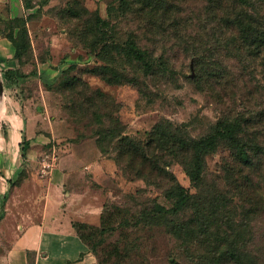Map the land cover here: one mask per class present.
Masks as SVG:
<instances>
[{
	"label": "rangeland",
	"instance_id": "obj_1",
	"mask_svg": "<svg viewBox=\"0 0 264 264\" xmlns=\"http://www.w3.org/2000/svg\"><path fill=\"white\" fill-rule=\"evenodd\" d=\"M23 4V17L5 6L0 16L18 49L14 69L0 65V116L5 88H27L40 117L66 119L55 126L65 135L34 153L26 137L13 148L18 127L0 125L1 162L17 153L21 167L36 169L69 151L60 164L111 165L98 177L100 225L78 227L99 264H264V52L240 51L225 26L239 0ZM245 9L264 29V0ZM131 37L151 69L113 44ZM44 99L47 109L36 111ZM237 119L240 144L220 141L195 187L185 164L193 140ZM243 145L250 166L236 157ZM178 185L193 195L182 208Z\"/></svg>",
	"mask_w": 264,
	"mask_h": 264
},
{
	"label": "crops",
	"instance_id": "obj_2",
	"mask_svg": "<svg viewBox=\"0 0 264 264\" xmlns=\"http://www.w3.org/2000/svg\"><path fill=\"white\" fill-rule=\"evenodd\" d=\"M3 6L12 18L25 15L23 0H0L1 17ZM15 57L13 42L0 29V65L14 69ZM23 90L12 86L3 91L0 125L18 127L13 148L26 137L37 153L42 144L65 135L60 136L55 126L63 127L66 119L53 124L46 112L40 117L33 110L32 92ZM35 108L47 109L45 99ZM59 155L48 168L21 167L17 153L10 165L0 160V264H99L75 224L100 225L104 197L98 177L100 170L107 176L111 165L105 161L94 166L62 165L61 157L68 160L73 153Z\"/></svg>",
	"mask_w": 264,
	"mask_h": 264
},
{
	"label": "trees",
	"instance_id": "obj_3",
	"mask_svg": "<svg viewBox=\"0 0 264 264\" xmlns=\"http://www.w3.org/2000/svg\"><path fill=\"white\" fill-rule=\"evenodd\" d=\"M212 1L213 0H211V2ZM239 2L242 4L243 9L235 11L229 17L225 18V26L236 34V37L234 35L232 36L239 41L241 45L240 51H243V48L247 50L252 48L255 51L264 52V29L261 26H258L257 20L252 11L249 9H245V6L248 4V0H239ZM216 13L218 12L215 11V14ZM7 38H9L11 42H14L13 38L8 36ZM13 44L14 46L16 45L15 43ZM113 44L115 45V47L126 48L129 55L134 56L138 61L145 63L148 69H151L153 67V61L150 60L146 52H144L137 45L134 38L131 37L126 41L122 40L121 42L120 40H115L113 41ZM17 50L18 49L16 48V54ZM203 63H205V61ZM94 93L101 94V91L100 89H97L96 91H94ZM75 109L77 111L75 114L81 115V111L85 113V111L83 109H80L79 107H76ZM68 113L70 114V112ZM228 122L229 124L225 125L223 129H219L216 134L210 137H201L200 139L193 140L190 151L187 150L188 155H186V158H188V161H185L187 174L191 180V183L197 188L204 184V181L207 177L206 156L217 149L219 142L225 140L230 142L233 146L240 144L241 140L239 139L238 133L234 129V126H237L242 130V124L240 120H229ZM157 136L159 135L157 134ZM236 157L243 165L246 166L252 165L254 160V157L248 151V146L246 145H243ZM143 160L148 161L147 157H145ZM176 193L178 197L176 206L179 208H182L184 205H186L189 199L193 197V195H189L187 193V190L181 185H178V187L176 188ZM84 226L93 225L84 223L75 224L77 232L79 233L82 240L87 244L79 231V228H82Z\"/></svg>",
	"mask_w": 264,
	"mask_h": 264
},
{
	"label": "built area",
	"instance_id": "obj_4",
	"mask_svg": "<svg viewBox=\"0 0 264 264\" xmlns=\"http://www.w3.org/2000/svg\"><path fill=\"white\" fill-rule=\"evenodd\" d=\"M50 166H52V164H49L48 166H44L45 168H48V167H50Z\"/></svg>",
	"mask_w": 264,
	"mask_h": 264
}]
</instances>
